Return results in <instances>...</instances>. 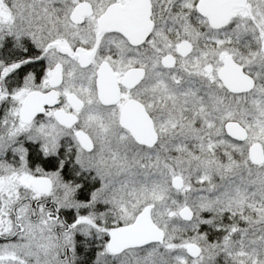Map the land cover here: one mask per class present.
Returning <instances> with one entry per match:
<instances>
[{
  "label": "snow or ice",
  "instance_id": "6c2138e0",
  "mask_svg": "<svg viewBox=\"0 0 264 264\" xmlns=\"http://www.w3.org/2000/svg\"><path fill=\"white\" fill-rule=\"evenodd\" d=\"M0 264H264V0H0Z\"/></svg>",
  "mask_w": 264,
  "mask_h": 264
}]
</instances>
